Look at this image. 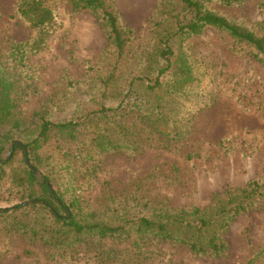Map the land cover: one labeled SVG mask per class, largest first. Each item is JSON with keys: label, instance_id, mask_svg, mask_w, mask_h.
<instances>
[{"label": "rangeland", "instance_id": "1", "mask_svg": "<svg viewBox=\"0 0 264 264\" xmlns=\"http://www.w3.org/2000/svg\"><path fill=\"white\" fill-rule=\"evenodd\" d=\"M48 1L56 9L57 24L43 51L29 55L25 67H17L10 57L12 45L33 41L37 30L17 15L19 0H0V53L16 81V111L24 122L16 135L20 139L35 133L39 111L54 120L72 115L75 105L93 88L96 63L109 44L107 30L96 14L73 11L69 0ZM263 1L245 0L232 7L213 4L211 8L263 33ZM168 2L115 0L120 23L131 31L137 56L155 43L161 29L156 25ZM193 40L195 56L202 65L209 64L204 77L208 92L202 99H209L210 106L193 118L181 151L149 146L139 153L127 149L102 153L94 147V133L88 129H81L75 139L54 133L38 151L37 177L51 175L59 187L68 182L66 196H79L85 212L103 209L107 187L124 192L140 184L150 199L164 200L177 209L208 207L217 193L244 188L251 180L263 182L264 62L255 59L251 50H232L229 36L213 28ZM13 166L19 168V162ZM12 170L9 167L7 176L0 179V208L23 199L13 184ZM175 174L178 179L172 181ZM259 198L255 207L239 214L223 232L228 249L219 258L197 255L167 241L151 244L140 255L134 254L130 243L113 239L99 247L88 240L56 249V241L61 242L55 236L54 246L33 239L0 214V264H264V195ZM48 232L51 236L52 230Z\"/></svg>", "mask_w": 264, "mask_h": 264}, {"label": "trees", "instance_id": "2", "mask_svg": "<svg viewBox=\"0 0 264 264\" xmlns=\"http://www.w3.org/2000/svg\"><path fill=\"white\" fill-rule=\"evenodd\" d=\"M244 1L169 0L156 25L161 29L155 43L137 56L131 31L120 23L115 0H69L73 11H91L101 19L109 44L96 63L88 97L62 120L37 112L39 125L26 139L16 138L24 122L16 111V81L0 53V179L11 167L13 184L23 193L21 201L1 207L0 214L33 239L54 246L55 236L62 243L55 240L56 249L88 240L99 247L113 239L130 243L134 254L140 255L151 244L167 241L197 255L222 257L228 249L223 232L239 214L255 207L260 200L257 197L264 195V181L256 179L244 188H228L204 208L188 205L174 209L164 200L150 199L140 184L124 192L107 187L103 209L85 212L79 196H66L68 182L59 187L51 175L37 177V161L38 151L54 133L75 139L83 128L94 133V147L102 153L120 149L139 153L149 146L181 151L193 118L210 106L209 99H202L208 92L204 77L209 64L202 65L195 56L193 38L207 28L216 29L229 36L232 50H251L255 59L264 62V32L257 33L211 8L213 4L232 7ZM17 15L37 30L33 41L13 44L10 50L16 66L25 67L29 55L46 47L57 24V12L48 0H19ZM165 22L169 24L163 26ZM134 112H138L135 120L127 122ZM4 152L11 154L3 157ZM15 161L19 168L13 166ZM177 179L175 174L171 180ZM48 230H52L51 236Z\"/></svg>", "mask_w": 264, "mask_h": 264}, {"label": "water", "instance_id": "3", "mask_svg": "<svg viewBox=\"0 0 264 264\" xmlns=\"http://www.w3.org/2000/svg\"><path fill=\"white\" fill-rule=\"evenodd\" d=\"M11 153H9V155H10ZM26 162H27V164L32 168V169H34L35 170V167L30 163V161L28 160V158H26ZM36 174H38V173H36ZM39 177H40V175H38Z\"/></svg>", "mask_w": 264, "mask_h": 264}]
</instances>
